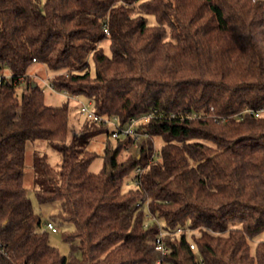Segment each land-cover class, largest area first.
Returning a JSON list of instances; mask_svg holds the SVG:
<instances>
[{"label": "trees", "instance_id": "16d2710c", "mask_svg": "<svg viewBox=\"0 0 264 264\" xmlns=\"http://www.w3.org/2000/svg\"><path fill=\"white\" fill-rule=\"evenodd\" d=\"M33 62L121 126L153 112L138 152L120 135L90 171L87 143L113 130L85 118L68 139L71 108L45 102ZM0 75V264H264V113L245 111L264 109V0H0ZM35 140L61 151L59 169L29 154ZM26 167L38 203L59 201L57 218L75 226L63 234L70 256L42 229ZM147 201L167 228H194L197 250L184 233L162 256Z\"/></svg>", "mask_w": 264, "mask_h": 264}, {"label": "rangeland", "instance_id": "374dc122", "mask_svg": "<svg viewBox=\"0 0 264 264\" xmlns=\"http://www.w3.org/2000/svg\"><path fill=\"white\" fill-rule=\"evenodd\" d=\"M148 20L150 24H156V19L154 15H148ZM100 46H102L105 52L108 55L112 54L110 48L109 39H104L101 41ZM89 70L90 73L94 76L96 74V67L93 59L89 58ZM4 73H9V71H5ZM54 71L48 68V66L42 62H33L27 69V75L32 77L35 81L39 83V85L45 89V102L52 106H61L65 103L71 108V127L72 130L69 134L68 139H72L75 136H79L82 133V124L84 123L85 117L80 113V106L82 103L89 104V99L83 95H80L77 99H74L67 95L62 91H58L52 89L50 87L51 77L54 75ZM93 106V105H92ZM111 120L107 122L106 128L109 131H112L115 128V124L117 120L110 118ZM110 141L113 146L116 145L117 140L111 134L108 136L107 132H101L95 135L93 138L89 140L87 143V148L96 153V157L89 165V170L92 172H99L103 166V154L105 150V146L107 141ZM142 138L139 137L136 139L135 144L132 146L131 150L133 152H138L140 143ZM162 138L155 137V145L156 148L161 147ZM29 154L33 152H38L42 155L46 154L48 161L51 163L53 167L56 169L60 168L62 162V153L58 148L54 147V145L47 140H35L34 142H29L28 144ZM31 156L29 157L28 162L30 161ZM28 176L25 178V187L27 188V196L31 199L33 203L34 210L41 216L44 224L43 230H47L49 232V240L50 243L54 246L58 247L60 252L64 255L70 256L72 254V249L69 243L63 240V234L66 232L72 231L75 226L72 222L62 221L57 218L56 214L60 210V202L54 201L46 204H39L35 197V186L33 183V179L31 176L32 168L26 167ZM134 176V171L129 175L126 182V188L132 187V178ZM149 219V218H148ZM51 221L55 227H57V232H52L47 228L46 223ZM262 239V236L260 237ZM257 241H253L252 245L254 246ZM77 257H81L80 251L75 254Z\"/></svg>", "mask_w": 264, "mask_h": 264}, {"label": "built area", "instance_id": "2783aa9c", "mask_svg": "<svg viewBox=\"0 0 264 264\" xmlns=\"http://www.w3.org/2000/svg\"><path fill=\"white\" fill-rule=\"evenodd\" d=\"M105 32L108 34L109 30L108 27H105ZM36 59H34L35 61ZM2 79V76L0 75V80ZM50 87L52 89L53 85L50 84ZM43 91H45V89L43 88ZM67 95H69L70 97L77 99L79 96L76 94H69L67 92H64ZM87 103H82V105L80 106V113L87 119H93L95 121L98 122H108L111 119L104 117L103 115L98 114L95 111V108L92 106V100H89ZM245 111H249L251 113H255L256 116H259L261 114L264 113V109H260L257 111L251 110V109H246ZM155 114L153 112L148 113L140 118H131L129 123L126 126H121L118 121L115 124V128L113 129V133L112 136L113 137H118L120 135H133L135 138H139L140 136H149L148 133H141L139 132V130L137 129L138 126L140 124L143 123H147ZM116 120V119H115ZM157 152H154L152 157L150 158V162L153 160L154 156L156 155ZM145 167L144 166H138L135 170V178L133 179V184L135 186H139L142 184V178L145 172ZM149 201L146 202V216L149 218L146 223H145V227H149V225H152L153 223H156L158 226V232L155 234L154 237V245L156 247V249L160 252V254L162 256L167 255L171 249L170 246L168 245L167 239L168 237H179L182 234H186L187 237L189 238L190 241V247L193 250H197L196 247V243L194 242V240L191 238L192 235L196 234V230L190 226H177L176 228H167L164 223H162V221L156 217L151 210L149 209ZM47 228L52 230L53 232H57L58 229L57 227L54 226V224L52 222H48L46 224ZM156 264H164L162 257L157 261Z\"/></svg>", "mask_w": 264, "mask_h": 264}]
</instances>
